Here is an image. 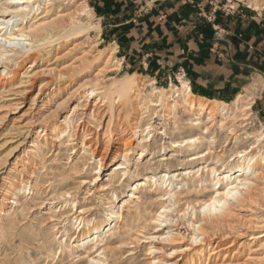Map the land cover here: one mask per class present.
<instances>
[{
    "label": "rangeland",
    "instance_id": "obj_1",
    "mask_svg": "<svg viewBox=\"0 0 264 264\" xmlns=\"http://www.w3.org/2000/svg\"><path fill=\"white\" fill-rule=\"evenodd\" d=\"M211 1L219 6L217 11L222 14L221 24L239 28L251 25L255 28L256 61L264 65V0H256L258 3L256 7L252 4L253 0ZM142 2L145 0H40L38 13L41 11V14H44L43 12L48 11L45 14L50 20L70 19L71 16H74L77 18L76 20L91 24L92 27L78 36L72 35L67 39L56 40L39 47L33 57L37 56V67L49 70L54 67L59 69L69 64L68 68H74L79 63L77 57L83 51H88L89 56L95 58L94 65L88 67V70L91 74L98 76L95 81L81 87L58 115L56 120L60 124L66 120L71 124L57 142L47 144L45 137L42 134L40 137L38 132L33 130L27 135L22 145L14 151L12 163H21L22 159L27 158L24 153H28L30 156L37 154L38 160L35 161V164L29 165L35 193L33 194V190H28L22 199L23 202L28 203V206L23 213L17 210V215L20 217L18 216L19 223L12 234L13 236L1 237L0 232V264H87L89 256L97 255L93 250L86 252L78 248L74 250L75 253H67L70 247L68 245H74L73 241L81 229L75 220L80 209H83V215L88 219H104L111 209H120L123 200L129 199L133 183L138 180L150 177V183H154L156 180H161L165 173L171 175L172 172L181 169L197 170L199 167L206 166H214L218 173H221L220 177L223 178L229 166L232 168L237 166L238 158L232 159L240 151L256 155L260 153V147L264 148V145H260V141H258V135L264 132L263 73L256 71V75H254L262 83L261 88L255 90L253 94H250L249 91L251 89L250 81H252L250 73L246 75L249 78H246L241 84L234 85L233 88L213 89L206 94L198 91L195 83L190 81L188 74L186 77H182L177 75V70L165 68L150 71L151 69L140 61H131L125 58L124 31L129 30L135 24L130 22L118 28L115 26V22L124 19L129 14L136 13L140 18H143L153 10H157L156 1L151 0L146 4L149 7L148 10L147 6L141 8ZM35 15L32 13L30 19ZM137 25L139 26V24ZM113 48H116L114 52ZM31 53L32 51H22L14 55L15 61L1 64L0 87L3 83H5V87L0 88V142L4 138L3 136L11 135L7 131L13 120L30 105L31 96H26V98H22L24 102L18 109H13L16 106L10 105V103L14 102L12 98L18 96L16 91L21 88L8 85V83L20 78L21 73L25 70L24 67L32 60V58H28ZM5 65H7L6 70L9 75L1 73ZM128 75H135V91L132 92L131 98L125 97L128 98L126 100L122 97L119 98L118 94L113 91L117 88V83L128 80ZM51 77L47 73L41 75V78L45 80H50ZM182 80L189 81L191 91L195 96L211 100L214 105L218 106L226 103L225 106H229L232 111L226 117L221 112L216 113L212 122L214 126L212 125L210 131L205 133L206 145L199 150L176 146L185 138L201 133L199 129L190 126V121L198 116L182 105H178L173 109L174 111H169V104L174 103L173 98L170 99L169 96L161 98L153 89L154 87L163 88V92L166 91L164 93L169 95L173 92L171 88L174 86L182 87ZM95 84L98 86L95 87ZM38 85L28 95L35 93ZM92 89L95 90L96 95H90L89 92ZM9 90L16 91L9 92ZM238 99L241 100L237 105ZM157 101L159 105H154ZM95 102L101 107V110L110 107L108 115H112L111 128L115 130L122 124V130L125 129L124 138H129L128 146L130 145L131 153L125 164L127 174L118 181L120 184L118 182L114 183L115 185L109 184L107 179L114 165L122 162L123 158L111 161L112 159L108 157L101 170L100 168L95 169L103 147H99L95 153H92L91 151L87 152L91 147L88 148L85 143L83 144L84 137H81L79 129L81 124H86L92 130L100 128V132L104 126V122L99 126L104 113L97 112L92 117L89 116ZM249 105L251 108H247ZM118 111H120L119 115ZM108 115H105L106 119L109 117ZM27 116H30L29 111L26 113ZM206 116L199 115L203 124L209 122ZM245 117H247L246 120H244ZM179 120L182 125L181 129H177L175 125V122ZM221 122H223L222 127L219 126ZM4 133L6 134L4 135ZM212 138L213 141H211ZM37 143H39V150H36ZM120 146L122 147V145ZM6 147L7 145L0 152L10 148ZM262 150L264 151V149ZM141 152H143L142 156H140ZM196 152H204L206 155L199 160L188 161V156ZM219 159L220 162H218ZM76 162L79 166L81 165L79 171L73 170V163ZM76 171L78 172L76 173ZM205 172L204 170L203 176H206ZM216 180V177H212L207 184V190H203L202 194L184 192L180 195L179 197L184 199L181 204L171 207L172 209L168 211L170 219L167 221L164 218H159L158 213L163 211L161 206L164 202V205L169 204L168 195L162 197L160 192L154 190L139 191L145 206L143 208L145 218L135 227L130 241L111 245V248L117 249L116 257L124 260L122 264H150V261L155 258L168 261L169 264L174 261L176 256L178 257V253L172 252L171 246L174 243L167 239L168 236L170 234L178 235L179 239L175 242L183 244L184 247L193 243L194 228L190 220L200 219L201 206L210 196L215 195L212 188ZM176 182L178 183L180 180L178 179ZM220 185H223V181ZM33 198L35 199L33 200ZM187 199L193 202L189 207L182 205ZM122 211L127 212L125 208ZM237 213L240 216L236 217L232 228H225L221 235L214 236V240L222 242V246L231 245L222 250L227 254L224 264H235V261L230 262V258L234 257L233 250L238 252L236 255L239 256L238 259L244 261L249 252V246H256V242H254L256 239L249 240L250 236L264 234V223H262L264 222V196L258 197L256 204L251 207L237 210ZM2 220L4 221V219ZM65 238H67L66 243L63 241L64 243L60 244V241ZM257 240L264 242V235ZM263 251L264 248L257 251L259 253L257 255ZM221 258H218L219 264L222 262ZM247 262L249 264H264V259H248Z\"/></svg>",
    "mask_w": 264,
    "mask_h": 264
},
{
    "label": "bare ground",
    "instance_id": "obj_2",
    "mask_svg": "<svg viewBox=\"0 0 264 264\" xmlns=\"http://www.w3.org/2000/svg\"><path fill=\"white\" fill-rule=\"evenodd\" d=\"M45 3L47 4V2ZM252 4L255 7L258 5L256 0H253ZM39 10L40 0H0V69L2 68L1 64L7 63L8 61H15L14 55L19 54L22 51H32V53L28 55V58H32V60L26 64L24 67L25 70L21 73L20 78H17V82L9 81L8 83V85H14L17 88H21L20 90H15L18 96L12 98L14 102L10 103V105L16 106L13 109H18V107L24 102L22 98H26V96H31V102L29 107L13 120L7 131V133L11 135L7 137L3 136L4 138L0 142V151L6 145L7 147H10L9 149L6 147L7 151L4 150L6 151L5 153L4 151L0 152L1 237H7L14 233L20 217L17 215V210H20V213H23L28 206V203L23 202L22 199L26 196L28 190H33V194L35 193V188L31 181L33 179L32 172L29 170V165L31 163L35 164V161L38 160L36 156L37 154L30 156V154L24 153L27 158L22 159L21 163H12L11 161L14 151L22 145L27 135L33 130H36L40 137L42 134L45 137L47 144H54L57 142L58 138L65 133L67 127L69 128L71 124L68 120L61 122L60 124L56 120L58 115L73 99L81 87L95 81L98 76L97 74H91L88 70V67L90 68L95 61V58L89 56L88 51H83L81 55L77 57L79 58V63L76 65L74 64V68H68L69 64L62 66L59 69L58 67H54L49 70L37 67V56H35V58L33 57L34 54L36 55V52H38L37 50H39V47H43L42 45L52 43L56 40L67 39L70 36L72 37V35L78 36V34H82L92 27L91 24L82 23L80 20H76L77 18L74 16H71V18L69 17L70 19L63 18L62 20H50L46 17L48 11L41 14V11L38 13ZM32 13L36 15L30 19ZM115 49H112L113 52ZM113 52H111V54H113ZM6 69L7 65H5V68H3L1 73L9 75V72ZM43 73L50 74L52 76L51 79H42L41 75ZM127 77L128 80L121 81L117 83V85L113 82L117 87L113 93H117L119 98L122 97L126 100L128 98L125 97L131 98V96H133L132 92L135 91V75H128ZM181 82L182 87L174 86L171 88L173 92L169 95H167L168 93H164L166 91L163 92V88L153 86V89L161 98L165 96H169L168 98L170 99L173 98L172 100L174 103L173 101H171L173 104L168 103L169 111L177 108L178 105H182L188 109V111H191L194 115L198 116H196V119L194 118L190 121V126L199 129L201 133L199 135L194 134L185 138L179 143L177 142L178 144L176 146H182L189 150H199L206 145L205 133L210 131L212 125L214 126L212 122L214 121L216 113L221 112L226 117V115L232 111L229 106H225L226 103L218 106L214 105L211 100L195 96L191 91L189 81L182 80ZM261 83V80L256 81V90L261 88ZM37 85V91L28 95V93L36 88ZM96 86L98 85L95 84V87ZM1 87H5V83H3ZM15 91L9 90V92ZM89 93L90 95H96V92L93 89ZM251 93L253 94L255 91L252 90L250 91V94ZM240 100L241 99L237 100V105ZM130 102L132 101L130 100ZM96 103L97 102H95L89 116L92 117L97 112H100L101 114L104 113L101 116L102 118L99 124V126H101L104 122L102 132H100V128L92 130L86 124H81L79 128L81 137H84L83 144L85 143L88 148L91 147L87 152L91 151L92 153H95L99 147H103L95 169L100 168L101 170L108 157L112 159L111 161H115L117 158H123L122 162H118L114 165V168L107 179L109 184H117V182L127 174V167L125 164L131 153L130 145L128 146L129 138H124L125 129L122 130V124L115 130L111 128L112 115H108L110 107L101 110V107L96 105ZM154 105H159L158 101L157 103H154ZM247 108H251V105ZM28 111L30 112V116L26 117ZM118 112L119 113L117 114L119 115L120 111ZM105 115H108L109 117L106 119ZM199 115H207L206 117H208L209 122L203 124ZM246 119L247 117L244 118V120ZM175 125L177 129L182 128L180 120L178 122L176 121ZM222 125L223 122H221L219 126L222 127ZM5 134L6 133H4V135ZM18 135H21V137H18ZM23 136L25 137L23 138ZM211 141H213V138ZM258 141H260V145H264V132L258 135ZM120 145H122V147ZM39 149V143H37L36 150ZM262 149L264 148L260 147V153L256 155H250L247 154L248 152L243 153L240 151L234 159H232L235 160L238 158L237 166L235 168L229 166L228 171L225 172L223 178L220 177L221 173H218V170L214 166H206L199 167L197 170L191 168L181 169L180 171L172 172L173 174L171 175L170 173H165L161 177V180H156L154 183H150V177L138 180L133 183V189L129 193V199L123 200V204L119 207L120 209H111L108 216L104 219H88L83 215V209H80L79 213L75 216V220L79 223L81 229L73 241L74 245H68L70 247L67 253L72 254L74 250L78 248H81L86 252L93 250L94 254L97 255L92 257L89 256L90 258L88 257L89 260L87 264H122L124 260L120 257H116L117 249L115 247L111 248V245L117 243L123 244V242H126L127 240L130 241L129 239L132 238L135 227H137L145 218L143 211L145 206L142 203L143 198L139 191L154 190L160 192L159 194L162 197L168 195L167 200L169 204L164 205V202L161 206L163 211L158 213L159 218H164V220L167 221L170 219L168 211L172 209L171 207L173 205L181 204L183 201L184 198L179 197L180 195L184 192L202 194L204 192L203 190H207V184L211 178L216 177L217 180L212 188L215 195L210 196V198L201 206V213L199 215L200 219L196 221L192 219L190 220V223L194 228L192 236L193 243L187 244L186 247H184L183 244H176L175 241H177L179 237L175 234H170L167 239L170 240L171 243H174L171 246V249H173L172 252L178 253V257L176 256L174 261L170 264H219V257H222V262L220 264H224L227 254L222 252V250L227 249L231 245L222 246V242L214 240V236L221 235L225 228H232L236 217L240 216L237 213V210L251 207L253 204H256L258 197L262 195L264 196V151ZM142 155L143 152H141L140 156ZM205 155L204 152H196L188 156V161L193 162L199 160ZM218 162H220V159ZM80 166L77 162L73 163V170L75 169L79 171ZM204 170L206 171L204 173L206 176H203ZM78 171H76V173ZM178 179L180 182L177 183L176 181H178ZM222 181L224 186L220 185ZM183 189H185V191H183ZM34 199L35 198H33V200ZM187 200L184 202L185 204L182 205H188L189 207L193 202ZM124 208L127 212L122 211ZM193 209L194 207L192 206V210ZM194 214L196 215V213ZM2 219H4V221ZM263 235L264 234L250 236L249 240L256 239L254 241L256 242V246H249V252L244 261H240L238 259L239 256H236L238 252L233 250L232 255H234V257L232 256L233 258H230V262L235 261V264H249V262H247L248 259H264V251L260 253V255H257L259 254L257 251L264 248L263 240H257ZM63 241L66 243L67 238L60 241V244H63ZM150 264L169 263L168 261L157 260L155 258L150 261Z\"/></svg>",
    "mask_w": 264,
    "mask_h": 264
},
{
    "label": "crops",
    "instance_id": "obj_3",
    "mask_svg": "<svg viewBox=\"0 0 264 264\" xmlns=\"http://www.w3.org/2000/svg\"><path fill=\"white\" fill-rule=\"evenodd\" d=\"M154 1L157 10L143 18L135 13L115 22L118 28L135 24L124 31L125 58L140 61L150 71L165 68L177 70L182 77L188 74L198 91L206 94L233 88L249 78V73V91L256 90L260 79L254 75L256 71L264 74V65L256 61L255 28L221 24L219 6L211 0ZM150 2L145 0L141 8ZM214 25L223 29V37H216Z\"/></svg>",
    "mask_w": 264,
    "mask_h": 264
},
{
    "label": "built area",
    "instance_id": "obj_4",
    "mask_svg": "<svg viewBox=\"0 0 264 264\" xmlns=\"http://www.w3.org/2000/svg\"><path fill=\"white\" fill-rule=\"evenodd\" d=\"M209 20L210 21H214V17L210 16ZM214 27H215V35H216V37H218V38L223 37V34H224L223 29L220 28L219 25H214Z\"/></svg>",
    "mask_w": 264,
    "mask_h": 264
}]
</instances>
